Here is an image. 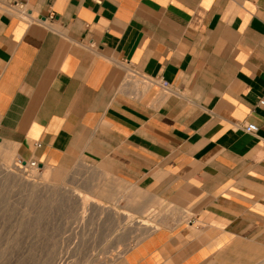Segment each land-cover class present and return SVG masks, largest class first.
Listing matches in <instances>:
<instances>
[{
	"label": "crops",
	"instance_id": "obj_1",
	"mask_svg": "<svg viewBox=\"0 0 264 264\" xmlns=\"http://www.w3.org/2000/svg\"><path fill=\"white\" fill-rule=\"evenodd\" d=\"M260 100L264 0H0V147L176 212L111 264H264Z\"/></svg>",
	"mask_w": 264,
	"mask_h": 264
},
{
	"label": "rangeland",
	"instance_id": "obj_2",
	"mask_svg": "<svg viewBox=\"0 0 264 264\" xmlns=\"http://www.w3.org/2000/svg\"><path fill=\"white\" fill-rule=\"evenodd\" d=\"M0 146L9 143L0 141ZM12 162L18 163L17 152ZM32 167L40 176L58 171L62 178L39 190L0 173V264H111L150 230L176 217L169 204L88 166ZM75 188L94 202L84 208L71 192ZM137 220L144 224L139 227ZM144 226L150 230L143 233Z\"/></svg>",
	"mask_w": 264,
	"mask_h": 264
},
{
	"label": "bare ground",
	"instance_id": "obj_3",
	"mask_svg": "<svg viewBox=\"0 0 264 264\" xmlns=\"http://www.w3.org/2000/svg\"><path fill=\"white\" fill-rule=\"evenodd\" d=\"M0 157L2 159V161L0 162V173H1L2 178L3 177L5 179L11 178V179H13L15 181H19L26 188H28V187L29 188H34L35 187V188H37L39 190H41V189L44 190V189H46V186L48 184H52L53 182H56L57 180L62 178V174L60 172H58V171L57 172L55 171L52 174L47 173V172L44 173V174L42 173L43 175L40 176V174H38L36 172V169L34 170V167H32L30 164H22V163H19V162L18 163L17 162H12L13 154L9 153L7 150L3 149L2 147H0ZM27 172H29V174H27ZM76 189L77 188L71 190V192L73 193V196L77 198V201H79L81 204L84 205V208H85V204L87 205V203H88V205H89L90 202H94L93 200L89 199L90 195H88V194L84 195L82 193L83 191L82 192L79 191V190L77 191ZM83 205H82V208H83ZM112 207H114V206H112ZM84 208H83V210H84ZM115 252H114V254H115Z\"/></svg>",
	"mask_w": 264,
	"mask_h": 264
},
{
	"label": "built area",
	"instance_id": "obj_4",
	"mask_svg": "<svg viewBox=\"0 0 264 264\" xmlns=\"http://www.w3.org/2000/svg\"><path fill=\"white\" fill-rule=\"evenodd\" d=\"M259 103L260 104H264V101L260 100ZM244 129L247 132H255L257 128L253 124H248V125L245 126ZM18 162L22 163V164H30L31 166L38 165V163L36 161H25V160H22V159H19V158H18Z\"/></svg>",
	"mask_w": 264,
	"mask_h": 264
}]
</instances>
